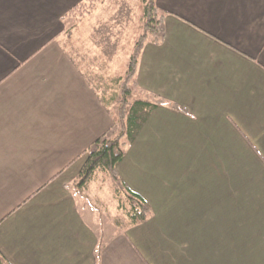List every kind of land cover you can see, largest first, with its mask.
Returning a JSON list of instances; mask_svg holds the SVG:
<instances>
[{
	"label": "crops",
	"instance_id": "1",
	"mask_svg": "<svg viewBox=\"0 0 264 264\" xmlns=\"http://www.w3.org/2000/svg\"><path fill=\"white\" fill-rule=\"evenodd\" d=\"M84 1L0 0V257L193 264L206 243L217 264H240V242L264 236V0H155L165 37L145 45L134 92L163 103L118 166L152 214L116 228L74 189L115 128L108 88L68 46L65 18Z\"/></svg>",
	"mask_w": 264,
	"mask_h": 264
},
{
	"label": "rangeland",
	"instance_id": "2",
	"mask_svg": "<svg viewBox=\"0 0 264 264\" xmlns=\"http://www.w3.org/2000/svg\"><path fill=\"white\" fill-rule=\"evenodd\" d=\"M141 1L102 0L86 19L83 32L79 35L80 39H76L74 45L67 43L68 46L73 47L72 50L77 48L84 52L87 61L93 65V76H96V83L100 86L99 94L104 90L101 83L104 81L102 78L116 80L124 74L122 66L129 61L134 41L142 26ZM136 94L137 91L130 97V101H134ZM113 103L116 114L120 108V102L116 99ZM118 129L115 126L114 130L105 136H111L115 131L118 132ZM84 190L87 197L85 205L88 209L93 208V223L97 224L99 228L100 226L116 228L117 224L125 225L127 223L128 219L124 210L119 209L115 182L109 174L97 171L94 180L88 182ZM250 198L252 197L250 196ZM261 206L263 208L264 204H257L258 210ZM246 236L245 242H240V264H264V236H257L256 234ZM251 237H256L257 246L254 242L250 243ZM201 247L204 249L199 252H189L188 259H191L193 264H211L214 262L217 251L213 250L212 246L210 247L212 251L207 250L206 243H203ZM218 264H221V261Z\"/></svg>",
	"mask_w": 264,
	"mask_h": 264
},
{
	"label": "trees",
	"instance_id": "3",
	"mask_svg": "<svg viewBox=\"0 0 264 264\" xmlns=\"http://www.w3.org/2000/svg\"><path fill=\"white\" fill-rule=\"evenodd\" d=\"M102 0H85L74 7L65 18V22H70L69 43L74 45L76 34L81 35L86 24V19ZM142 12V26L138 31L134 41L132 54L129 61L123 64L124 74L118 79L101 81L108 91L106 101L110 103L114 100L120 102V108L114 115L115 131L111 136H103L96 140L86 152V161L82 168L78 182L74 189L77 191L85 187L88 182L94 180L97 171L109 174L115 182L119 209L124 210L129 226L141 225L148 221L152 214V208L143 197L130 190L121 180L118 166L125 156V148L132 144L139 132V129L146 116L163 101L147 99L143 100L135 96L134 101H130L136 85L134 77L137 70L140 55L148 42L158 44L165 37L164 15L158 11L155 0H142L140 4ZM73 22H75L73 24ZM76 32V33H75ZM77 51L78 49L75 48ZM119 97V98H118ZM0 264H9L0 257Z\"/></svg>",
	"mask_w": 264,
	"mask_h": 264
}]
</instances>
